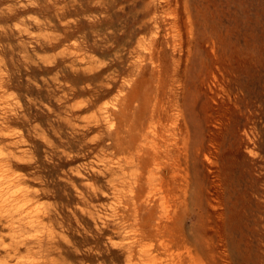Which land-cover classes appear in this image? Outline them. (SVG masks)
Returning <instances> with one entry per match:
<instances>
[{
	"label": "rangeland",
	"instance_id": "1",
	"mask_svg": "<svg viewBox=\"0 0 264 264\" xmlns=\"http://www.w3.org/2000/svg\"><path fill=\"white\" fill-rule=\"evenodd\" d=\"M131 94L161 115L147 132L167 137L168 221L215 264H264V0H0V203L94 230L89 210L104 220L127 192L112 112ZM90 247L65 264H127L109 245L86 261Z\"/></svg>",
	"mask_w": 264,
	"mask_h": 264
},
{
	"label": "bare ground",
	"instance_id": "2",
	"mask_svg": "<svg viewBox=\"0 0 264 264\" xmlns=\"http://www.w3.org/2000/svg\"><path fill=\"white\" fill-rule=\"evenodd\" d=\"M146 96L148 97V95ZM145 97L142 99L137 97L136 94H131L129 97L121 98L118 111L112 112L113 115L119 118L123 116V119H120V128L112 136L116 135V149L118 154L122 155L121 161H119V173L124 181V187L127 192H123L122 197L120 196L115 201L110 202L106 214L107 218L102 220L93 211L90 212V210H93L90 209L89 217L91 216L92 219L97 220L94 230L89 233H80L79 237L72 235L65 236L64 234H58L55 229L59 228L58 230L62 229L63 232H68L71 228L72 220L66 221L67 225H65L66 222L64 220H58V222L51 215L53 214L52 212H45L47 211L46 209L45 211H39L32 206L27 207V204L22 206L21 204H14L12 207L10 204L7 207L2 205L6 201H2L1 199L0 256L2 260H0V264L30 263L28 260L22 258L24 257L23 251L28 256V254L32 253L33 246L44 250L46 253L51 252L54 254L52 250H59L57 254L58 260H53L57 264L66 263V260L62 257L65 253L64 248H70L73 252L79 254V249L92 246L89 251L84 250L87 252L86 254H80L86 261H92L94 254L101 256L102 248L105 245H109L113 249H120L126 253L127 264H203L205 260L212 261L214 264L216 263V257H214V253L212 254V248L210 249L208 244L204 243V238L193 226L190 229L183 226L173 227L171 222L168 221L170 216L167 214V190L162 187L163 182L160 176L164 169L167 168V162H165V160L167 161V137L160 135L157 138H153L147 132L154 124L152 120L157 119L160 121L161 115L157 107L150 102L153 98L145 100ZM141 111L148 115L146 122L144 120L146 118ZM140 112L144 116H142L143 118H140L141 115L138 117V113ZM150 129L152 130V128ZM131 169L135 170L129 173ZM105 170L107 171V169ZM77 175L80 176L81 173ZM145 184L154 191L151 190L149 194H144ZM42 190L45 189L43 188ZM43 193L45 194V191ZM160 193L165 195L157 197V194ZM27 194H19L20 196L17 198L21 199L22 197L23 201H25ZM85 199L88 198L86 197ZM106 204L108 203L106 202ZM154 208H160V215L158 217H155L153 214ZM142 210H147L149 215L143 214ZM68 254L70 252L67 253V256ZM71 256L77 257L74 254ZM47 257L48 255L45 256V258Z\"/></svg>",
	"mask_w": 264,
	"mask_h": 264
}]
</instances>
